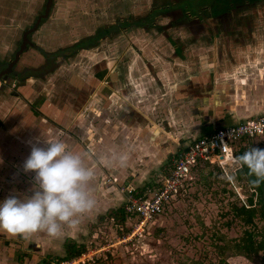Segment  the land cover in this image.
<instances>
[{"label":"rangeland","instance_id":"374dc122","mask_svg":"<svg viewBox=\"0 0 264 264\" xmlns=\"http://www.w3.org/2000/svg\"><path fill=\"white\" fill-rule=\"evenodd\" d=\"M46 1L40 0L39 3H34V10L38 7V10L41 11L40 14L44 13L47 6ZM230 1L181 0L177 5L184 10V17L192 16L194 18H201L204 20L203 22H207V19L210 18L208 15L216 14L218 11L227 8ZM118 4H121L122 7H119ZM218 5L220 8L216 9ZM148 7L149 0H54L49 18L43 17V19H46L43 22L41 21L39 26L29 34L32 42L40 45L39 47L44 48V45H48V48L44 49L46 50L45 52L49 53L51 61H49L50 65H48L46 73L43 75H49L45 76L42 82L37 83L36 86L39 90L44 89L45 95L53 91L56 92L58 85L63 83L68 96H71V98L75 97V100H78L77 97L80 96V93L86 96L91 90L90 84L78 91L73 86V76L75 80L76 76H80L79 78L87 76L86 80L88 78L91 79L96 71L94 67L96 61L106 58L109 60V65L107 66H111L112 74H116L117 76L116 80L113 79L109 83L110 87L120 96L121 87L128 86L131 102L138 103L141 101L143 104H146L143 110L148 119H146V122H143L145 124H141V127L149 125L152 128L153 125H156L157 128H161V131H157L154 135L157 142L154 144L149 142L153 147H148L146 141L138 143L136 147L129 148L130 150L140 148L138 150L141 153L137 160L132 159L130 161L127 171L118 179L115 177L116 174H119L118 167L112 168L109 164L105 166V164L96 163V157L111 156L109 155L110 148L108 151H105L107 145L104 140L101 141V146H96V142L92 146L94 140L88 139V136H92L91 131L82 130L86 120L80 118L74 126L65 129L62 134L71 139L72 144L75 143L85 149L84 151L91 152L92 157L88 156L91 162L89 164L86 163L92 169L93 165L102 167L103 172L101 174L94 173V179L89 185L90 191L96 200V206L91 212L80 217V223L77 227H64L61 235L57 238L49 237L45 233H36L26 238L9 237L6 234L0 233V264H39L45 258L49 264H59L63 260L60 257L62 258L66 255L67 245L71 241H76V243L86 246L79 256L86 252L88 255L84 259L87 260L81 264H264V252H255L250 243L247 244L244 238L246 230H250V232L260 230L262 225H264V220L261 219L260 215H257L252 218V222H247L248 218L246 215L235 214L231 207V202L238 203L240 201L235 196L230 195L229 191L235 187V191H238L240 194V190L247 192L249 187L244 180L238 181L233 179L234 182L229 184L227 178H222L225 175L217 166L208 164L204 168L198 166L194 168L193 178L185 184L183 193L167 202L163 211L146 225L144 232L140 235L127 239V235L132 230L131 225L134 219L129 217L125 225L119 224L116 220L115 211L123 206L125 196L127 195L123 191L124 188L137 189L136 192L143 194L148 188L158 187L163 178L171 172L175 157L189 144L188 138L179 139V137L184 136L185 128L188 130L191 126L193 127L201 118L203 121L213 122V124L222 123L220 122L222 119L224 121L230 120L235 124L250 117L264 116V113H262V108H264V90L260 87L261 85L264 86V78L261 79L257 72L254 73L247 69L245 70V74L240 76H237L236 73L226 74L229 81H224L226 85H223V89L219 93L222 97L218 98L217 101L214 98H207L206 102L209 103L206 104L205 100L190 98L189 100L179 102L180 104H177L176 107L181 110L180 115L182 116L181 121L178 122V120L174 119L175 114L173 113L174 101L176 102V100L170 97L168 91L165 94H159V92L152 94L151 92L149 93L151 87L147 86V84L146 90L144 92L141 91L143 85L139 86L138 78L141 80L146 79V82H148V78L153 79L152 75H154V72L151 69L149 71V68L147 69L145 65V67H142L143 69L141 68L142 70L135 71L136 75H138L137 78H134L133 75L130 76L131 64L137 62L136 59H139V56L131 48V50L127 51L125 57H123L124 59L121 60V55L126 52V43L128 42L127 32L112 40L115 42H111L108 38H105L98 42L99 44L96 47L89 45L88 42L92 39L82 41V38L95 32V29L103 26L105 23L113 22L117 17L116 12L120 11L124 14L133 13L137 10L145 12ZM261 14L253 18L254 30H264V13L262 12ZM39 15L33 16V19L27 23L28 27L25 30H29L35 25ZM147 20L152 23L154 22V18L152 17H149ZM165 20L166 22L161 21L163 22L162 26L169 23L171 18L167 17ZM180 26L182 25L178 26L176 32L188 30L184 27L180 28ZM19 29L17 32L21 31ZM169 30H172V28ZM153 31V33L149 32V34L139 31L142 41L149 44L150 40L154 39V42H156V45L150 50H145L143 58L145 62L147 60L154 62L155 67L161 68L160 71L157 69L156 75L159 73L162 82L164 78L169 79L168 76L164 77L163 67L170 65L173 60V58L167 57L164 53L168 52L170 54L172 48L167 45V51L165 52L166 47L163 50L164 46H162L165 43V34L161 30ZM104 33H106V30H99V36ZM21 34L17 38L18 48L22 40L20 36L23 37V34ZM78 39H81L80 41L82 42L77 44L75 49H80L82 45H85V48L79 50L72 58L63 60L61 56H58L60 57L58 58L56 55H52L61 46L66 48V46H70ZM213 41L214 38L211 42ZM259 41L261 42V40ZM160 43L162 45L159 48L158 44ZM40 52L44 54V52ZM252 52L254 51L252 50ZM261 52L263 51H257L258 54ZM61 54H69V51L66 54L64 52ZM249 54L248 56H250ZM229 55V62L230 60L232 63L234 60L242 61L240 58L242 53L238 49H232L229 51ZM260 55L256 57L258 58ZM214 59L215 56L213 55L212 57L210 54V58H207L203 62L207 64V60L214 62ZM59 60L63 61L59 63ZM128 61L130 62L128 63ZM224 62L223 64H226ZM226 66V71L229 68H232L231 71L234 70L230 63ZM98 68L101 71L102 68L100 66ZM165 71H168V67H165ZM215 72L220 77V68H216ZM224 72L221 77H225ZM55 74H58L56 78ZM249 76H253L254 79L252 78V80L256 82L252 83L253 86L255 84L260 85L258 87L259 90L256 89L255 92L261 93V99H258L256 104L254 103L256 109H254L253 104L249 105L248 108L252 109L249 115L243 114L240 115L241 117H238L235 113L237 112L238 105L240 107L248 106L249 96L254 94L250 80L247 79ZM236 77L240 81H247V83H239L240 85L234 83L233 81L236 80ZM199 79L203 80L204 77L200 76ZM93 85L94 87L95 85L97 86L98 82L95 80ZM236 85L237 87L246 85L242 88L247 91L243 92V97L241 92L238 94V91L235 90ZM213 90L209 89L208 94L214 95L215 91ZM206 93L204 92V95ZM239 96L242 99H239ZM71 98L65 99L67 106L72 104L73 99L71 100ZM96 99L100 98L97 96ZM121 101L122 99L116 100L117 103L115 105L108 104V106L106 105V101L104 103L98 102L97 104L100 108L102 107V110H107V114L102 115L101 118H107L111 127L113 125H120L119 119L123 113ZM194 103L199 104V107L195 110V113L198 112V115L192 114ZM205 105H209L210 107L209 109H204L205 111L202 112L200 109L204 108ZM184 109L190 113L191 119L189 121L185 120L186 112ZM243 117L244 119H241ZM167 122H170V124L168 125ZM90 123L88 122L86 126L89 127ZM172 123L174 126H172ZM136 126H138V123ZM1 127L8 129L4 125ZM74 127L76 128L74 129ZM79 127L82 129H78ZM92 128L94 127H90V129ZM150 128L146 126V129ZM116 135V132H113L110 137L114 139ZM1 138L0 200L9 195L26 198V196L31 195L34 188L32 182L34 173H25L23 171V163L26 158L22 156L27 153L26 147H22L23 145L20 141H8L9 139H3V136ZM253 142H255L253 144L255 147L264 148L263 137L255 138ZM236 143L238 145L240 141ZM147 147L149 148L148 151H146ZM121 148L123 149L124 147ZM68 149H72V147ZM170 150L171 152H169ZM124 156L128 160L129 157H132L129 150ZM225 189H227L228 193L224 191ZM250 193L251 191H248L247 195ZM241 198L245 202L244 198ZM214 233L221 235L223 239L217 241L216 236L213 235ZM124 236H126V240H124ZM261 238H264V236H255L254 242L255 240L262 242L264 239ZM216 242H219L222 246L229 245L230 249L228 247L224 249L225 252L222 255L223 253H220V250L216 249ZM224 259H226V262L223 261Z\"/></svg>","mask_w":264,"mask_h":264},{"label":"crops","instance_id":"0c3cea01","mask_svg":"<svg viewBox=\"0 0 264 264\" xmlns=\"http://www.w3.org/2000/svg\"><path fill=\"white\" fill-rule=\"evenodd\" d=\"M39 1L40 0H0V79L2 81V84H0V139H2L1 136H3V139H9L8 141H20L23 145L22 147H26L25 150L27 151V153L26 155L22 156L25 158L29 156L31 151V146L28 142L36 137H39L41 141H43L45 138L50 140H61L67 145L68 148L72 147V149L69 150L79 153H82L83 151V153L92 157L91 152L84 151L85 149L81 148L75 143L72 144L71 139L62 134L65 129L74 126L76 122H78V119L83 118L84 120H86V122L83 124V129L81 127H79L78 129H86L91 131L92 136H88V139L92 141L94 140L92 146L95 142L97 143L96 146H101V141L104 140L107 145L105 151H108L110 148L109 155L115 154L117 156H124L127 154L128 150L130 151L132 157H129V160L126 158L127 162L125 166L121 167L115 163L109 164L112 168L118 167L119 174H116L115 177L119 179L127 171L130 161H132V159L137 160L139 154L141 153L140 150H138L140 148L131 150L129 148H133V146L136 147L138 143H144L146 141L148 147H153L149 142H152V144L157 142L154 135L157 131H161V128H157L156 125H153L152 128H150L149 125H146L150 129H146V126L143 128L141 127V124H145L143 122H146V119H148L143 110L146 107V104H143L141 101L138 103L134 101L131 102V95L130 91L128 90V86L121 87L122 91L119 93L120 96H118V94L114 92V89L110 87L109 83L113 79L116 80L117 76L116 74H112L110 68L111 66H107L109 65V60L104 58L96 61V63L94 64L96 71L92 75L91 79L88 78L86 80L87 76L85 78H79L80 76H76L75 80V77L73 76L74 80L72 81V83L74 88L78 91L84 86H89V84L91 86L89 94H87V92V95L84 96L83 93H80V96L77 97L78 100H75V97L71 98V96H68V92L64 88L63 83L58 85V89L56 90V92L53 91L47 95L44 94V89L39 90V88L36 87L37 83H41L42 79H44L45 76L49 75L43 74L46 73L45 68H48L50 62L49 64L45 65L46 67L42 65L45 64V56L47 55L45 49L48 48V45L43 46L45 49L39 47L40 45L32 42L31 38L28 45L29 47H27L29 49H27V51H25L21 56L22 58L19 66H24L28 69L33 68V70L28 71L24 74V76H20L18 74H13L12 76L11 73L13 72V70H11L12 72L8 74L7 78H3L1 76V74L7 69L10 62H12L17 54V51L19 49L17 42L18 36L21 33L25 35V33L28 31L25 30L28 27L27 23L33 19V16H37L40 14L41 11L38 10V7L35 8L36 11L34 10V3H39ZM47 2L48 0L46 1V4ZM245 11L246 14L244 13V10L242 11L235 9L231 12V14H228L226 20L230 23L229 27L234 28L235 25L238 26L237 20L241 19L242 15H244V22L246 23L247 18H254L258 14L260 15L262 12L264 13V0L254 1V4ZM43 14L44 13H41L38 18ZM247 15H249L250 17ZM49 16L50 14L46 18H49ZM45 19H43L42 22ZM161 24H158L157 22V25L155 26L156 28L152 30H169V28L167 29L168 26H166V24H164L163 26ZM149 27L150 26L148 20H144L137 27H130V29H128L127 31L128 42L126 43L127 47L125 51L131 50V48H133V51H135L138 56H141V58H143L145 50H150L153 47V44L149 45L146 42L142 41V39H140L141 37L139 31L149 34ZM182 27L188 29L187 25L180 26V28ZM18 29L21 31L17 32ZM129 30L132 31L129 32ZM176 30H178V27L176 28ZM181 31L182 35H184V39L193 36L190 32H188V30ZM210 32L208 35V37L210 38H207V40L205 41L199 40L196 43H193L191 41L190 43H187L189 42V39H187L186 42L184 41L183 50L185 51L186 56H183L181 50L177 48L183 42L180 44L176 43V45H174V48L170 46L172 48V52L170 54L166 52L167 45H164L163 50L166 47V53L163 52L164 55L173 58V60L170 65H166L163 67V73L165 75L164 77L168 76L169 79L164 78L162 82L159 73L158 75H156V71L157 69H159V67H155L154 62H150L148 60L145 62L144 58L141 59L138 57L139 59H136L137 62L131 64L129 74L130 76L133 75L134 78L138 77L135 71H138L142 67H145V65L147 69L149 68V71L151 69L154 72V75H152L153 79L148 78V82L145 81L146 79L141 80L140 78H138L139 86H144H142L141 91L144 92V90H146L145 87H147L148 85L149 87H151V91L149 90V93L151 92L152 94L158 92L159 94H165L167 93L166 91H168L170 93V97H173V100H176V102L174 101L175 106L173 107V113L175 114L174 119L176 121L178 120V122L181 121L182 115H180L181 110H179L176 105L180 104L179 102L189 100L190 98L202 99L205 100L204 102L207 101V98H214L215 101H217L218 98L222 97V95L219 93H221L223 85H226V82L224 81H229V78L226 77V74L230 75L231 73H236L237 76H240L242 74H245V70L248 69L249 71H253L254 73L257 72L261 79L264 78V30H243L240 28V30H210ZM164 34L165 37L167 36L171 39V41H173V38H178V36L180 37L178 32L171 33V31H169L165 32ZM20 38L22 37L20 36ZM213 38L214 41L211 42ZM78 40L74 41L70 46H66L67 48L63 49L64 46H61L52 55H56L57 57L61 56L63 60H65L66 58H72L73 54H71L70 57L65 53V50L72 53L75 52L77 54L79 50L74 49L76 47L75 42H78ZM259 40H261V42ZM232 49H238L239 51H241L242 55L240 58L242 61L234 60L233 63L231 60L230 62L228 61L231 55H229V51H231ZM252 50L254 52H252ZM40 51L44 52V54ZM257 51H263L259 53L261 55L258 58L256 57L257 55H259ZM60 52H64L66 55L61 54ZM210 54L212 57L213 55L215 56V61L212 62L207 60V64L204 63V60L210 58ZM248 54L250 56H248ZM63 60H59V63ZM227 61L234 68L233 71H231L232 68H229L226 71V65L229 64ZM129 62L130 61H128V63ZM223 62L226 64H223ZM204 64L206 65L204 66ZM99 66L102 68L101 71L98 68ZM165 67H168V71H165ZM216 68H220L221 70L220 77L216 75ZM223 72L225 77H221ZM54 76L56 78L58 74H55ZM200 76H203L204 79L200 80ZM252 78L253 76H249V78L247 79L250 80V85L252 86V89H254V94H252V96H249L250 100L248 102V106L240 107L238 105L237 112H235L238 117H241L240 115L243 114L249 115V113L252 112V109L248 108L249 105H254V103L256 104V101H258V99H261V93L255 92L256 89L259 90L258 87L260 85L255 84V86H253L252 83H254L255 81H253ZM95 80L98 82V85H95L94 87L93 84ZM233 82L236 84L247 83V81L245 80L240 81V79L237 77ZM245 86L246 85L237 87L236 85L235 88V90L238 91V94L240 92L242 93V97L243 92H247L242 89ZM260 87L264 90L263 85H261ZM98 89H100V91H98ZM209 89H214L213 91H215V94L212 96L208 94ZM204 92H207L206 95H204ZM97 96L100 99L97 100ZM244 97L246 96L244 95ZM66 98L67 100L70 98L71 100L73 99L71 105L67 106V101H65ZM238 98L242 99L241 96H239ZM119 99H122L121 108L123 109V113L121 114V118L119 119L120 125H113V127H111L108 123L107 118H101L102 115L107 114V110H102V107L100 108V106H97V104L98 102L104 103L106 101L107 106L108 104L115 105L117 103L116 100ZM208 103L206 102V104ZM192 107V114L194 113L198 115V112L196 111L197 113H195V110L199 107V104L194 103ZM209 107V105H205V107L200 110L204 112V109H209ZM220 107L222 108V106ZM254 109H256V105H254ZM184 110L186 112L185 113L183 111L186 116L185 120L189 121L191 119L190 113L186 111V109ZM262 111V113H264V108H262ZM241 119H244V117ZM88 122H91L89 127L86 126L88 125ZM220 122V124H213V122H209L206 120L203 121L201 118L193 127L191 126L188 130L185 128L184 136L179 137V139H183L184 137L186 139L188 138L189 144L187 146H189L194 139L198 138L202 134L208 133L219 126L233 124V122H231L230 120L224 121L222 119V121ZM137 123L138 126H136ZM167 123L168 125L170 124V122ZM2 125L6 126L8 129H3L1 127ZM172 126H174L173 123ZM90 127L94 128L90 129ZM75 128L76 127H74V129ZM113 132H116L117 134L114 139L110 137ZM0 146H2V144H0ZM39 146L43 147L45 145L41 143ZM121 147L124 148L122 149ZM148 147L146 148V151L149 150ZM167 148H169V146H167ZM113 149H115L114 152ZM169 152H171V150ZM90 160V157H88L86 162L89 164L91 162ZM106 165L108 164H105V166ZM94 168V173L96 174H101L103 172L101 166L96 167L95 165H93V169ZM130 177L132 178V176Z\"/></svg>","mask_w":264,"mask_h":264},{"label":"clouds","instance_id":"9594fccd","mask_svg":"<svg viewBox=\"0 0 264 264\" xmlns=\"http://www.w3.org/2000/svg\"><path fill=\"white\" fill-rule=\"evenodd\" d=\"M232 133H230V136ZM29 156L23 163L25 173H34L31 195L23 198L9 195L0 200V233L9 237H29L45 233L57 238L64 227L75 228L80 217L96 206L89 185L94 170L86 163L88 155L73 152L61 140L33 138ZM43 143L45 146H39ZM125 156L112 154L96 157L97 164L126 165ZM229 165L236 170L247 169L252 186L264 183V148L251 146L230 157ZM233 180L232 174L225 177Z\"/></svg>","mask_w":264,"mask_h":264},{"label":"built area","instance_id":"2783aa9c","mask_svg":"<svg viewBox=\"0 0 264 264\" xmlns=\"http://www.w3.org/2000/svg\"><path fill=\"white\" fill-rule=\"evenodd\" d=\"M248 137H264V116L250 117L235 124L220 126L194 139L177 154L171 172L158 187L148 188L143 194L136 192L137 189L124 188L127 195L123 208L134 219L127 239L144 232L146 225L163 211L165 204L183 193L185 184L193 178V170L200 162L217 166L224 175L227 173L235 177L236 169L229 165V159L236 155V142ZM87 255L84 252L79 257L61 260L59 264L85 263L87 259L84 258Z\"/></svg>","mask_w":264,"mask_h":264},{"label":"flooded vegetation","instance_id":"af4514ba","mask_svg":"<svg viewBox=\"0 0 264 264\" xmlns=\"http://www.w3.org/2000/svg\"><path fill=\"white\" fill-rule=\"evenodd\" d=\"M179 1H181V0H149V7L147 8V10H145V12H142V11L140 12V10H137L136 12H133V13L129 12V13L124 14L123 12L118 11V12H116L117 17L115 18V20L113 22L105 23L103 26H100L99 28L95 29L96 30L95 32H93L92 34L82 38V41H84L86 39H92L91 41L88 42L91 47H96L99 44L98 42H100L101 40H103L105 38H108V40L111 42H115L112 40H115L119 36L124 35V32H127L128 29H130V27L131 28L137 27L144 20L146 21L149 17L154 16L153 17L154 22L153 23L151 21L149 22V26H150L149 31L151 33H153L154 31L152 29L156 28L155 26L157 25V22H158V24H161V23L163 24V22H166L165 19L167 17H170L171 21L169 23H166V26H168L167 29L172 28V30H161L162 33L169 32V31H171V33H174V32H176V28L179 25H187L188 26L187 27L188 32H190L193 36L184 39V35H182V31L179 30L178 33H179L180 37L178 36V38H173V41H171V39L166 36L167 38L164 41L165 42L164 45H169V46H172V48H174V45H176V43L180 44L183 42L177 48H179L181 50L183 56H186L185 51L183 50L184 41L186 42L187 39H189V42H187V43H190V41L193 43H196L199 40L205 41V40H207V38H210V37H208L210 30H216V29H218V30H240V28L243 30H254L253 18H251L249 15H247V16H249L250 19L247 18L246 23L244 22L245 17H244V15H242L241 16L242 18L237 20L238 26L235 25L234 28L229 27L230 23L226 20V18L228 16V14H231V12L235 9L242 10V11L244 10V13L246 14L245 10L248 9L249 7H251V5H253L254 1H256V0H254V1L253 0H231L229 2V5H228L229 8L227 7L223 10L218 11L216 14L208 15V16H210L209 19H211V20L207 19V22H203L204 20H202L201 18H194L192 16L184 17V12H183L184 10L182 8H179V5H177V3ZM118 5H119V7H122L121 4H118ZM218 8H220L219 5L216 7V9H218ZM135 13H137V14H135ZM161 21H163V22H161ZM173 27H176V28H173ZM101 29L106 30V33L99 36V30H101ZM23 37H24V35H23ZM23 37L21 40L20 47L24 41ZM155 37H156V35H155ZM213 37H215V36H213ZM80 40H78V41H80ZM82 41L76 43L75 45L80 44ZM150 44H153L152 45L153 47L156 45V42H154V39L150 40L149 45ZM160 45H162V44L161 43L158 44V47ZM164 45H162V46H164ZM20 47H19V49H20ZM27 47H29V46H27ZM84 47H85V45H82V47L80 49H84ZM27 49L28 48H26L23 51V53L25 51H27ZM80 49L78 48L75 50H80ZM23 53L21 54V56L23 55ZM65 53H67V51ZM126 53H127V51L123 55H121V60L124 59L123 57H125ZM71 54H73V56H74L76 53L75 52L72 53L69 51L68 56H70ZM21 56H20L19 60L17 61V63L11 69V70H13V72L11 71L12 76H13V74H18L20 76H22V75L24 76L25 73H27L30 70H33V68L28 69L24 66L23 67L19 66L21 58H22ZM46 56H48V55H46ZM46 56H45L46 59H45L44 63H48L49 61H51L50 56L49 57H46ZM15 58H16V56L14 57V59ZM139 58H141V56H139ZM141 59H143V58H141ZM42 65L44 67H46L45 65H47V64H42ZM45 69L47 70V68H45Z\"/></svg>","mask_w":264,"mask_h":264},{"label":"trees","instance_id":"16d2710c","mask_svg":"<svg viewBox=\"0 0 264 264\" xmlns=\"http://www.w3.org/2000/svg\"><path fill=\"white\" fill-rule=\"evenodd\" d=\"M47 55H49V54L47 53ZM255 138L256 137H248V138H243L242 140H240V144H238L239 147H238V145H236V155H239L242 152H244L246 149H248L249 147L254 146L253 144L255 142H253V141H255ZM207 165H208L207 162H200L198 167L204 168ZM234 179H236L238 181L244 180L245 183L247 184V186L249 187L248 191H251V193L249 195H247L248 191L246 192L245 190L243 192L240 190V194H239L238 191H235V189H236L235 187H234L235 189L232 188L229 191L230 195L235 196L240 201L238 203L237 202H231V207H232L233 211L235 212V214L246 215L248 218L247 222H252V220H253L252 218L254 216H257V215H260L261 219L264 220V183L260 184V186H258V187L252 186L250 184V180L254 179V177H249L247 175V169L246 168L243 170H236ZM227 182H229V184L231 183V181L228 179H227ZM224 191L226 193H228L227 189H225ZM241 197L244 198L245 202L243 201V199ZM115 215H116V220L121 225H125L126 220L129 218V216L125 213L123 206L115 211ZM213 235L216 236L215 238L217 241H220L221 239H223L222 236L217 235V233H214ZM244 236H245L244 238H245L247 244L250 243V245L253 247L252 249H254L255 252H264V249H263L264 248V240L262 242L260 240H255V242H254L255 236H258V237L264 236V225H262V228L260 230H258V231L256 230L255 232H250V230H246L244 232ZM261 239H264V238H261ZM215 245H216V249L220 250V253L225 252L224 249H226L227 247L230 249L229 245H223L222 246V245H220L219 242H216ZM85 248H86L85 245L78 244V243H76V241H71L67 245L66 255L63 256L62 258L60 257V259H63V260L72 259L76 256H79L84 251ZM222 255H224V253ZM223 261L226 262V259H224ZM263 263H264V254H263ZM39 264H49V262L45 258Z\"/></svg>","mask_w":264,"mask_h":264},{"label":"water","instance_id":"95a60500","mask_svg":"<svg viewBox=\"0 0 264 264\" xmlns=\"http://www.w3.org/2000/svg\"><path fill=\"white\" fill-rule=\"evenodd\" d=\"M53 1L54 0H48L47 2V6H46V9H45V12L44 14L39 17L35 23V25L30 28L24 35V41L20 47V49L18 50L17 54H16V58L10 62L9 66L7 67V69L1 74V76L3 78H7L8 74L11 72V69L13 68V66L17 63V61L19 60L21 54L23 53V51L27 48L28 44L30 43V38H29V34L31 32H33L38 26H39V23L42 21V18L43 17H47L50 13V9L52 7V4H53ZM6 80V79H5Z\"/></svg>","mask_w":264,"mask_h":264}]
</instances>
